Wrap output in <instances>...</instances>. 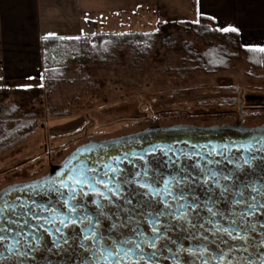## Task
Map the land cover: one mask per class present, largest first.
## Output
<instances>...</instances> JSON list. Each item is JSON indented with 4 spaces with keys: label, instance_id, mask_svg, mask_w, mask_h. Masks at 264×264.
Returning a JSON list of instances; mask_svg holds the SVG:
<instances>
[{
    "label": "flooded vegetation",
    "instance_id": "flooded-vegetation-1",
    "mask_svg": "<svg viewBox=\"0 0 264 264\" xmlns=\"http://www.w3.org/2000/svg\"><path fill=\"white\" fill-rule=\"evenodd\" d=\"M241 100L239 112L231 111L229 118H234L219 126L150 122L135 134L105 140L184 126L210 130L126 161L115 171L103 166L90 170L91 185L71 190L48 185L27 193L29 200L16 201L0 230V264H187L192 256L198 257L193 264H210L217 255H236V264L259 259L264 264V120L250 119L264 114V104L250 95ZM151 192L177 196L168 203L162 195L147 201L144 195ZM239 194L243 201L234 203ZM224 228L233 236L217 231ZM254 245L250 254L257 259L246 261Z\"/></svg>",
    "mask_w": 264,
    "mask_h": 264
},
{
    "label": "rangeland",
    "instance_id": "rangeland-1",
    "mask_svg": "<svg viewBox=\"0 0 264 264\" xmlns=\"http://www.w3.org/2000/svg\"><path fill=\"white\" fill-rule=\"evenodd\" d=\"M144 1L121 0L118 4L122 9L140 6L136 17L125 20L121 17L118 23L106 24L104 27H108L105 29L96 16L103 12L91 9L88 16L84 13L85 20H88L79 36L92 40L97 34L107 31L145 32L167 25L168 32L180 43H194L199 55L212 43L215 46L222 44L216 38L202 39L195 29L188 27V23L199 21L192 14V1L166 0L157 8L154 3L151 11H145L149 2ZM167 7L171 9L163 15ZM55 22L59 30L56 29L54 34L65 35L63 28L68 25L60 19ZM170 23H179V26H168ZM75 34L67 33L79 37ZM130 54V51H120L108 67L89 64L86 68L89 82L81 79L75 85L59 86L50 97L42 93L39 80H0L1 90L10 92L1 91L2 103H25V111L36 112L39 119V127L32 137L0 154V192L8 186L41 178L50 170L51 164L61 163L78 146L90 141L105 142L135 134L148 127L150 122L164 127L174 124L219 126L234 118H229L231 111L239 112L243 97L255 96V103L264 104V71H253L245 59L232 61L230 70L210 75L195 70L197 65L187 53L168 51L160 43L149 59L140 65ZM230 88L239 90L234 92ZM232 94L238 97L237 106L233 109L226 107L221 100V95ZM35 96L39 98L34 100ZM176 110L182 111L185 117H158L162 115L160 113ZM250 119L264 120V114L251 115Z\"/></svg>",
    "mask_w": 264,
    "mask_h": 264
},
{
    "label": "trees",
    "instance_id": "trees-1",
    "mask_svg": "<svg viewBox=\"0 0 264 264\" xmlns=\"http://www.w3.org/2000/svg\"><path fill=\"white\" fill-rule=\"evenodd\" d=\"M217 21L207 16H201L198 23H188V27L196 30L198 37L216 38L222 44H210L209 48L199 55L194 43H180L168 32L167 25L155 31L126 32V33H100L94 39L88 37H45L41 40L42 74L40 89L45 96L62 85H75L81 79L89 82L86 74L89 64H99L104 67L111 66L117 59L120 51H130L136 64L147 61L156 46L168 51L187 53L197 65L195 70L206 74H217L231 69L234 60H246L253 71H264V50L247 49L243 47L238 31H223ZM168 26H179V23H170ZM73 76H69L71 72ZM237 92L239 89L230 88ZM9 94V90H1ZM39 98L35 96L34 100ZM221 100L228 108L237 106L236 94L221 95ZM26 104L2 103L0 101V154L11 150L18 144L26 142L39 127L37 113L25 111ZM158 117L181 119L182 111L160 113ZM219 115V114H218ZM217 115V116H218ZM220 116V115H219ZM68 139V137H67ZM56 140H60L56 139Z\"/></svg>",
    "mask_w": 264,
    "mask_h": 264
},
{
    "label": "crops",
    "instance_id": "crops-1",
    "mask_svg": "<svg viewBox=\"0 0 264 264\" xmlns=\"http://www.w3.org/2000/svg\"><path fill=\"white\" fill-rule=\"evenodd\" d=\"M120 1L0 0V80H40L41 40L45 37L73 36L67 33H76L75 35L79 36L84 32L83 27L87 24L88 18L85 20V14L88 16L87 13L91 9H99L103 12L96 15L100 18L98 23L101 27L118 23L121 17L124 20L136 17L140 6H127L122 9L118 4ZM190 1H192L194 16L199 19L201 16H207L216 20L223 31L235 29L234 31L240 34L243 47L247 49L264 50V0ZM144 2H149L145 11L146 9L151 11L154 9V3L157 8L159 5H164L166 0H145ZM170 9L167 7L163 15L168 14ZM58 19L68 25L66 29L62 27L65 35L54 34L56 29L59 30L55 24Z\"/></svg>",
    "mask_w": 264,
    "mask_h": 264
},
{
    "label": "water",
    "instance_id": "water-1",
    "mask_svg": "<svg viewBox=\"0 0 264 264\" xmlns=\"http://www.w3.org/2000/svg\"><path fill=\"white\" fill-rule=\"evenodd\" d=\"M192 131V132H189ZM210 132V130L198 129V128H189V127H176L170 129H155L151 133H143L136 136L124 137L118 140L105 141L102 143H92L85 145L84 147H79L72 155L67 158V160L60 166H57L52 169L49 175L46 177L24 184H18L14 186H9L4 188L0 192V230L2 231L6 225V221L12 217V211L16 208V201L21 200L22 203H26L29 198L26 196L27 193L39 189L40 186L50 185L53 189L56 186L60 188H70L71 186L79 188L83 185H91L89 179L87 178V173L90 170H94L97 167H104L108 172L115 171L117 168H122V165L126 161H131L136 158L144 159L149 154L156 153L159 150L170 149V146L176 144H181L185 141V136H190L194 132ZM225 129L222 130L224 132ZM209 134V133H207ZM224 136L225 134H219ZM210 136V135H209ZM184 137V138H183ZM194 138V137H193ZM193 144V141H190ZM71 190V189H69ZM79 189H76L78 191ZM157 195H162V200L166 203L174 201L177 194L170 192H151L145 193L146 200H154ZM238 200L232 199L235 203L237 201H243L242 194H239ZM257 193H253V197H256ZM224 197L225 194L223 193ZM190 197V194H184L183 198ZM146 200H140L141 203H144ZM135 218V216H133ZM1 237V235H0ZM260 243V242H259ZM257 244V247L259 245ZM250 249L256 251L255 245L248 247L249 254L247 255L246 261L252 260V258L257 259L256 256L250 254ZM263 249V247H262ZM254 251V252H255ZM252 253V252H251ZM215 258L211 259L210 264H226L224 260H233L236 264L237 256H214ZM198 259L196 256H192L190 262L187 264L195 263V260ZM251 262H244L243 264H251ZM137 264H142V261L137 260ZM254 264H262L259 261H256Z\"/></svg>",
    "mask_w": 264,
    "mask_h": 264
},
{
    "label": "snow or ice",
    "instance_id": "snow-or-ice-1",
    "mask_svg": "<svg viewBox=\"0 0 264 264\" xmlns=\"http://www.w3.org/2000/svg\"><path fill=\"white\" fill-rule=\"evenodd\" d=\"M232 30L234 31L235 29H232ZM237 203H238V202H237ZM262 206H264V205H262ZM232 223L235 224L236 222L233 221ZM201 226H202V225H201ZM152 231H153L154 233L158 231V229L156 228V226H153ZM217 231H218V232L223 231V232L226 233L228 236H233V232H229L227 228H224V229H217ZM234 238H235V239H244L243 236H235ZM137 247H139V245H137ZM152 247H155V243L152 244ZM117 255H119V253H117ZM115 264H119V260L115 261Z\"/></svg>",
    "mask_w": 264,
    "mask_h": 264
}]
</instances>
